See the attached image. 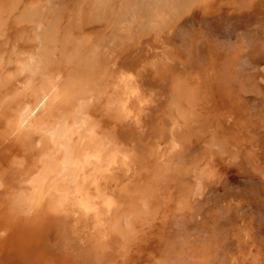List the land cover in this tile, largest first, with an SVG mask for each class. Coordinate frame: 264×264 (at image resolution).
Wrapping results in <instances>:
<instances>
[{"label":"bare ground","instance_id":"6f19581e","mask_svg":"<svg viewBox=\"0 0 264 264\" xmlns=\"http://www.w3.org/2000/svg\"><path fill=\"white\" fill-rule=\"evenodd\" d=\"M115 1L0 0V31L32 18L43 48L16 76L0 57V264H124L125 245L156 222L158 194H173L174 171L187 175L173 166L189 114L203 108L190 102L197 93L185 105L175 97L184 119L155 136L145 85L174 60L168 42L182 14L199 2L212 11L214 0H135L129 18L104 17ZM195 168L199 186L218 173L214 162Z\"/></svg>","mask_w":264,"mask_h":264},{"label":"rangeland","instance_id":"374dc122","mask_svg":"<svg viewBox=\"0 0 264 264\" xmlns=\"http://www.w3.org/2000/svg\"><path fill=\"white\" fill-rule=\"evenodd\" d=\"M252 4L228 8L233 13L226 18L222 14L216 19L207 18L200 29L196 27L197 19L190 16L185 30L188 37L199 34L202 52L198 60L192 54L183 57L189 63V80L192 81L195 70H208L209 52L215 47L221 92L216 111L217 140L213 137L214 112L208 110V102L201 132L197 122L191 129L195 137L199 134L202 137L199 144L190 148L188 159L201 153L207 163L208 155L216 149L220 170L218 177L204 182L200 195L195 194L196 184L190 178L189 218L184 227L175 220L171 229L174 245L180 246L184 236L186 264H264V0ZM135 5V0H116L107 5L104 17L129 18L135 12ZM43 9L49 10L47 6ZM67 18L76 20L80 16L74 13ZM31 19L24 18L20 24L11 21L5 33L0 31V57L11 60L8 65L14 76L22 65L19 60L24 61L31 52L43 49L36 32L41 25ZM56 28L58 36H63V26ZM193 28L199 33L192 32ZM1 63L0 68L6 64ZM175 69L184 70L180 62ZM17 88L15 85L14 90ZM166 107L167 104H160L157 110L163 113ZM162 241L157 234L151 242L162 247ZM148 243L142 240L126 244L124 264H156L161 258L157 252L160 248L152 254Z\"/></svg>","mask_w":264,"mask_h":264},{"label":"crops","instance_id":"0c3cea01","mask_svg":"<svg viewBox=\"0 0 264 264\" xmlns=\"http://www.w3.org/2000/svg\"><path fill=\"white\" fill-rule=\"evenodd\" d=\"M254 1L255 0H251V1H248V0H214L212 11L210 9L209 11H204L203 2H199L196 5L193 4L191 8H189L182 14L175 28V31H174L175 35L170 37L169 39L168 47L174 48V51L176 52V54L172 56L174 60H172V62L168 64L169 66L167 70L165 69L166 72L164 76L161 73H159L158 75L152 74L149 78L148 84L145 85V89L147 90L148 94L151 95L150 92L153 93V97L151 96L152 98L151 102L153 106L150 110H151L152 118L154 121L153 131L156 133L155 136H158L161 133L160 131L166 126H169V127L172 126L171 121L173 118H176L179 116L183 118V116L179 114L180 110L176 107L175 102L176 103L179 102L177 104L182 103L183 105H185V103L187 102L189 103V101L192 100L193 93L196 92L197 94L194 96V100L190 102L197 103L199 99V101L201 102L203 106V108H201V110L199 111H196L197 107H195V109L193 108L194 114L193 115L192 113L189 114V125L185 126L187 127V132L185 135H187L190 138V140H188L189 142H188L186 151H184V153L181 156H179L177 163L173 166L174 168L176 167V170L179 167H183V168L188 167L186 168V171L188 170V172H187V175H185L184 181L182 182L181 178L178 177V173L174 171L173 173L174 178H172L174 186L171 189L173 191V194L169 197L165 196L163 193L158 194L155 204L157 207H159L156 210V211L159 210V213L157 214V218L155 220L156 222L153 224L154 226L152 225V228H149L147 230L148 232L145 237L140 238L137 235L136 236L137 238L134 239V242L132 243V244H135V243L141 242L142 240H147L149 242L148 248H151L150 251L152 254L156 253L155 250L157 251V249L160 248L157 252H159L161 258H159V260L156 261V264H161V263L171 264L170 262L173 259L176 261V264H186L185 258H186L187 252L185 251L184 246H183V242L185 241L184 236L182 238V243L180 246L179 245L177 246L176 244L174 245L173 240L171 239V235H170L171 229L175 226L174 224L175 220H178L181 223V225L183 224V227H184L186 220H188L189 218V209H190L189 196L191 192L190 191L191 179L196 184V189H195L196 195H199L202 192L204 182L208 179H211V178L205 177L200 182V186H199L198 181L196 180V168L195 167H198L199 169L203 167L209 168L212 166L213 162L216 163L218 173L214 178L219 176V170H220V159L218 157L217 150H213L208 155L207 163H204V157L201 155V153L195 154L192 160L188 159V153L190 151V148L194 144H197V143L199 144L201 141L202 136L199 134L198 136L195 137L191 129L194 123L197 122L199 131L201 132V127L203 125L202 120L205 118V115H204L205 108L204 107H206L205 105L207 102L209 103L208 110L210 109V112H214L215 118L213 119V122H214L213 137H214V141L217 140L218 122H217V112L216 111L219 109V105L221 102V92L218 87V79H219V73L217 70L218 52L215 47H212L209 52L210 61H209L208 70L207 71L203 69L195 70L192 81L189 80V70H188L189 63L188 61L184 60L183 57L185 54H192L198 60L202 52L199 51V47H200V40L198 39L199 34L188 37L187 32H185V30L188 29V19L190 16H193L194 18H196L197 24H198V26L196 27L200 29L201 25L205 22L207 18L216 19L220 17L221 14H222V17L226 18L231 13H233V11L229 10L228 8L232 6H237V5L239 6L240 5L249 6L250 4L253 5L252 2ZM197 28H193L192 32L199 33ZM176 40H179V42L176 43ZM162 49L163 48H161V50L159 51L160 53L164 51ZM177 62L181 63V65L184 68L183 71H180V72L176 71L175 66H177ZM159 77L161 78L162 82L155 81ZM165 77L169 79L168 82L167 81L163 82ZM178 80L183 81L182 84H184L183 87L180 86L178 88V89L182 88L180 92L183 91L184 93L186 90V87L187 89L191 90L192 93L190 92L191 94L189 95V100H186L187 96L180 95L182 92L181 93L178 92L179 95H177L176 93H172L173 92V90H171L172 84H174L176 81L178 82ZM206 81H207V88H206ZM174 87H175V84H174ZM172 102L174 103V106L173 108H170V104H172ZM160 104H167V107L165 108L163 113L157 110ZM192 119H195V120L192 122ZM161 121L163 124L161 123ZM160 124L162 125L160 126ZM174 130L177 132L178 135H181L180 132L184 130V126L183 128H181V126H178L177 128L174 127ZM183 192L185 194L184 196L186 200V206L180 207L181 206L180 202L182 201ZM165 203H167V207H164ZM157 234H159L163 240L162 242L164 244L162 247L161 245L158 246L157 244H152L151 242L152 238H154V236L156 238Z\"/></svg>","mask_w":264,"mask_h":264}]
</instances>
